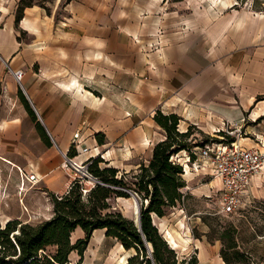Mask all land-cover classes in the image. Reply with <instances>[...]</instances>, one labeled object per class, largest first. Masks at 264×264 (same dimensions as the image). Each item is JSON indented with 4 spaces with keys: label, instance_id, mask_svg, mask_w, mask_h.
<instances>
[{
    "label": "crops",
    "instance_id": "obj_1",
    "mask_svg": "<svg viewBox=\"0 0 264 264\" xmlns=\"http://www.w3.org/2000/svg\"><path fill=\"white\" fill-rule=\"evenodd\" d=\"M19 2L0 0V64L23 70L24 94L53 138L34 161L52 192L68 190L60 168L72 143L108 150L110 166L138 167L122 155L141 148L150 159L165 138L157 110L178 114L180 131L216 137L224 127L240 130L244 147L264 142V11L239 0H52L16 22Z\"/></svg>",
    "mask_w": 264,
    "mask_h": 264
},
{
    "label": "trees",
    "instance_id": "obj_2",
    "mask_svg": "<svg viewBox=\"0 0 264 264\" xmlns=\"http://www.w3.org/2000/svg\"><path fill=\"white\" fill-rule=\"evenodd\" d=\"M256 2L252 0L251 7L264 11V7L258 8ZM33 4V0H20L16 22L21 20L25 7ZM44 7L50 13V9ZM19 96L41 137L46 144L52 145L44 125L38 121L21 90ZM154 120L164 130L165 138L153 146L148 163L143 162L136 169L120 173L118 168L108 165L104 159L92 157L88 170L97 181L86 193L81 183L74 182L63 195L51 193L54 215L49 219L38 223L6 219L4 225H0V264H70L72 252H77L80 256V260L74 264H82L84 253L97 229H106L107 237L115 238L125 250L134 251L126 264H199L197 255H193L190 260L180 259L176 250L170 243L172 248L169 246L153 223L154 215L164 217L171 208H183V189L187 186L183 176L184 167L173 157L187 151L190 152L192 161L196 158L191 148L198 144L190 140L195 127L189 125L186 131H180L181 117L176 113L165 114L161 110H157ZM198 131L204 135L202 131ZM96 139L100 144L105 143L102 133H96ZM217 139L210 137L205 141ZM67 155H77L74 146L70 147ZM0 159L18 167L7 156L0 155ZM132 195L140 202L141 229L133 218L125 216L114 205L117 198H130ZM242 211L240 209L237 213ZM202 220L208 230L204 234L195 233V238L203 240L206 237L207 242L212 245L220 242L219 254L226 264L264 263V253L254 256L247 249L249 242L242 237V227L229 220L224 222L219 217L214 219L215 222H209L203 217ZM78 228L84 231L85 236L73 242L72 234ZM251 228L252 240L258 237L264 239V228Z\"/></svg>",
    "mask_w": 264,
    "mask_h": 264
},
{
    "label": "rangeland",
    "instance_id": "obj_3",
    "mask_svg": "<svg viewBox=\"0 0 264 264\" xmlns=\"http://www.w3.org/2000/svg\"><path fill=\"white\" fill-rule=\"evenodd\" d=\"M33 1L47 5V1L52 0ZM256 1L258 8L264 7V0ZM239 3L243 6L245 5L244 7L248 9L252 8V0H239ZM12 69L10 66L0 64V155H6L10 159L15 160L19 167L10 165L0 159V225H4L6 219H19L22 222L38 223L46 220V217L54 215L51 197V193L54 192L49 189L42 178L35 184L29 182L26 178L31 173L40 175L37 166H35L36 164L34 165V161H36L46 142L41 137L35 122L19 96L20 90L23 93L25 92L24 84L22 88L14 78ZM37 69L38 67L35 68V70ZM22 83H24V79ZM30 105L33 108L31 103ZM37 119L40 121L43 118L39 119L37 116ZM40 122L44 125L43 121ZM78 127H76L74 133L79 131ZM194 127L190 135V140L194 144L203 145L206 143L205 140L207 138L212 137L206 133L204 135L201 134L198 131L199 129L196 126ZM47 131L49 132L48 129ZM80 132L82 135L85 134L86 139L93 137V135L96 136V133L92 131L85 132L83 128ZM50 139L51 141L53 140L52 136ZM146 143L147 146H150L152 141L148 140ZM72 146L75 147L77 155L74 157L67 156L78 161L86 160L89 154H94L104 160L112 156L109 153L107 154L108 150H97L96 147L82 149L83 146H80L81 150H79L75 143H72ZM110 146L112 147V145ZM149 151L150 148H141L135 152V155L125 151L122 156L144 162L145 159H149ZM15 152L19 153L20 156L16 155ZM186 155L187 153L182 151L177 157L185 159ZM63 162L60 170L64 172L69 181L71 179L70 175L74 174V170L70 165L65 166ZM101 165L104 166L103 164ZM124 165L121 158H117L114 159V165L112 166L119 168L120 173L137 168L130 166L127 162ZM184 178L187 186L183 189L185 193L183 208L179 206L171 208L164 217L153 216V223L166 241L167 231H170L180 241L181 247L175 249L180 259L187 258L190 260L193 255H197L199 264H226L219 255L220 242L212 245L207 242L206 237L203 240L195 238V233L204 234L208 230V226L202 220V217L208 219L209 222H215L214 219L218 217L224 222L225 220L232 221L242 227V237L249 242L247 245L249 252H252L254 256L264 253V239L258 237L252 240L251 233L253 232L251 226L259 229L264 228V172L254 181L251 201L241 208L243 210L241 213H237L234 216L224 215L221 212L219 181L213 176L210 169L190 171ZM93 183V179H86L82 186L88 189ZM114 205L129 218H133L134 212L137 211L136 201L133 196L130 198L119 197L114 201ZM84 236V231L78 229L72 234V241L75 242ZM206 248L209 254L206 252ZM133 253V250H125L115 238L106 237L100 231H96L93 233L88 248L84 253L82 264H118V259L121 256L129 259ZM79 260L80 256L77 252L70 254V264L77 263Z\"/></svg>",
    "mask_w": 264,
    "mask_h": 264
},
{
    "label": "built area",
    "instance_id": "obj_4",
    "mask_svg": "<svg viewBox=\"0 0 264 264\" xmlns=\"http://www.w3.org/2000/svg\"><path fill=\"white\" fill-rule=\"evenodd\" d=\"M12 73L23 88V70L12 69ZM77 133L79 134V131ZM214 133L218 138L216 141H209L191 148V152L196 156L193 161L190 152L187 151H185L187 153L185 159L177 156L173 158L182 163L184 167L183 176L190 171L210 169L213 176L219 181L221 212L224 215L236 214L251 201L254 181L264 172V142H259L255 146L244 147L238 142L239 137L242 136L240 130L237 132V129L219 127L214 129ZM64 157L63 164L65 166L70 165L74 170V174L70 175L68 189L74 182L84 184L86 179L97 181L88 170L90 158L96 157L95 155L88 156L84 161L68 158L66 153ZM26 178L32 184L41 180L39 175L35 173L27 175ZM88 190L89 188L83 187L84 193Z\"/></svg>",
    "mask_w": 264,
    "mask_h": 264
},
{
    "label": "bare ground",
    "instance_id": "obj_5",
    "mask_svg": "<svg viewBox=\"0 0 264 264\" xmlns=\"http://www.w3.org/2000/svg\"><path fill=\"white\" fill-rule=\"evenodd\" d=\"M134 205H135V204H134ZM137 215H138V212L135 211V212H134V217H133V219H136V218H137ZM165 237L167 238V241L172 245V247H173L174 249H178V248L181 247V243H180V241H178V240L172 235V233H171L170 231H167V232H166V236H165ZM170 247H171V246H170ZM127 261H128V258H127V257H125V256H121V257L118 259V264H126Z\"/></svg>",
    "mask_w": 264,
    "mask_h": 264
},
{
    "label": "water",
    "instance_id": "obj_6",
    "mask_svg": "<svg viewBox=\"0 0 264 264\" xmlns=\"http://www.w3.org/2000/svg\"><path fill=\"white\" fill-rule=\"evenodd\" d=\"M31 103V102H30ZM34 111H36V110H34ZM36 113V112H35ZM39 117V116H38ZM39 119H40V117H39ZM40 121H42V120H40ZM46 129V128H45ZM46 131H47V129H46ZM47 133H48V135H49V132L47 131ZM50 136V135H49ZM133 197H134V199H135V201H136V207H137V212H138V215H137V218L136 219H134V221H135V223L140 227V229H141V219H140V215H141V212H140V204H139V202H138V199H137V197L135 196V195H132Z\"/></svg>",
    "mask_w": 264,
    "mask_h": 264
}]
</instances>
